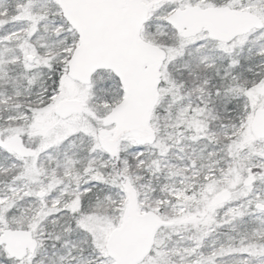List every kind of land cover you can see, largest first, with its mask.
I'll return each instance as SVG.
<instances>
[{
	"label": "snow or ice",
	"instance_id": "1",
	"mask_svg": "<svg viewBox=\"0 0 264 264\" xmlns=\"http://www.w3.org/2000/svg\"><path fill=\"white\" fill-rule=\"evenodd\" d=\"M0 264H264V0H0Z\"/></svg>",
	"mask_w": 264,
	"mask_h": 264
}]
</instances>
